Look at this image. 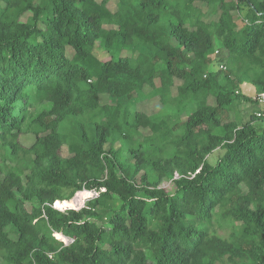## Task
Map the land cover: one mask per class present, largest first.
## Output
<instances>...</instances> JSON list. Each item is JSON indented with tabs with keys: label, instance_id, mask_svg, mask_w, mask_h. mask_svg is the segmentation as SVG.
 Returning a JSON list of instances; mask_svg holds the SVG:
<instances>
[{
	"label": "trees",
	"instance_id": "obj_1",
	"mask_svg": "<svg viewBox=\"0 0 264 264\" xmlns=\"http://www.w3.org/2000/svg\"><path fill=\"white\" fill-rule=\"evenodd\" d=\"M262 93L264 0H0L1 264H264Z\"/></svg>",
	"mask_w": 264,
	"mask_h": 264
},
{
	"label": "rangeland",
	"instance_id": "obj_2",
	"mask_svg": "<svg viewBox=\"0 0 264 264\" xmlns=\"http://www.w3.org/2000/svg\"><path fill=\"white\" fill-rule=\"evenodd\" d=\"M110 6H111L112 9L115 8V6H114V4L112 2L110 3ZM30 16H31V14L25 15L22 18V21H27ZM97 54L103 60L108 58L107 54L104 53L101 50L100 51L98 50ZM179 85H181V81L175 80V86L172 88L173 95L177 94V86H179ZM148 91H149V89L146 90V92H148ZM245 93L246 94H250L248 90H245ZM252 97H256V94H254ZM160 108H161V104L157 100L147 101L145 103H141V104L138 105V109L141 110V111H144L147 114H156L157 112H159ZM259 110H264V104H256V103L255 104H251V103L242 102V103L236 104V106L234 107L233 112L231 113V117L232 118L235 117L236 119H238V121H240L242 123H246V122H248L251 119L252 115L255 112L259 111ZM255 126H256L258 132H261L264 129V123H262V122L256 123ZM145 134H148V132H145ZM21 142L24 145H26V146H30L34 142V137H31V136L23 137L21 139ZM222 154H223V151H221V150L215 151L209 157V162L212 163V164H215L216 161L218 160V158L220 156H222ZM63 155L65 157L69 156V154H68V152H67V150L65 148L63 149ZM0 162H1V160H0ZM162 187L163 188H167L169 191L172 190V186H171L170 182H165L162 185ZM97 196L98 195L93 192L92 198L88 199L86 201V203L81 208H83L87 204L88 201H90L92 199H95ZM54 207H55V205H54ZM215 227H216V231L218 232L219 235L223 236L224 238H228L230 236V233H231V229L230 228H228L226 226L223 229L219 228L218 226H215ZM57 236H58V238H60L62 240H65L62 237V235H57ZM0 264H1V262H0Z\"/></svg>",
	"mask_w": 264,
	"mask_h": 264
},
{
	"label": "bare ground",
	"instance_id": "obj_3",
	"mask_svg": "<svg viewBox=\"0 0 264 264\" xmlns=\"http://www.w3.org/2000/svg\"><path fill=\"white\" fill-rule=\"evenodd\" d=\"M93 192L90 191H82L77 194V196L71 201H57L55 203V208L61 211H65L68 209H80L88 199L92 198ZM63 237V236H62ZM66 239L65 237H63Z\"/></svg>",
	"mask_w": 264,
	"mask_h": 264
},
{
	"label": "crops",
	"instance_id": "obj_4",
	"mask_svg": "<svg viewBox=\"0 0 264 264\" xmlns=\"http://www.w3.org/2000/svg\"><path fill=\"white\" fill-rule=\"evenodd\" d=\"M241 90H242V92H243L244 94H246V93H245V90H248L250 94H246V95H249V96H253L254 94H256V89H255L254 86H252L251 84H244V85L242 86ZM259 111L262 112L263 110H259ZM259 111H258V112H259ZM258 112H257V113H258Z\"/></svg>",
	"mask_w": 264,
	"mask_h": 264
},
{
	"label": "built area",
	"instance_id": "obj_5",
	"mask_svg": "<svg viewBox=\"0 0 264 264\" xmlns=\"http://www.w3.org/2000/svg\"><path fill=\"white\" fill-rule=\"evenodd\" d=\"M258 103L259 104H264V93L258 95ZM257 115L258 116H262L264 114L258 113ZM176 178H178V175H176ZM63 241H64L65 245H68V244L73 242L72 240L67 239V238L65 240H63Z\"/></svg>",
	"mask_w": 264,
	"mask_h": 264
},
{
	"label": "water",
	"instance_id": "obj_6",
	"mask_svg": "<svg viewBox=\"0 0 264 264\" xmlns=\"http://www.w3.org/2000/svg\"><path fill=\"white\" fill-rule=\"evenodd\" d=\"M77 196V195H76Z\"/></svg>",
	"mask_w": 264,
	"mask_h": 264
}]
</instances>
